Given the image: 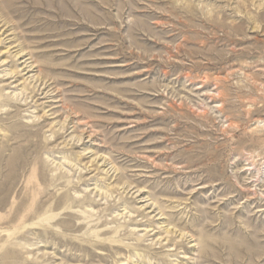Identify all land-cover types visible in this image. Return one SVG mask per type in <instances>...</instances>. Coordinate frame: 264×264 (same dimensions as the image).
Masks as SVG:
<instances>
[{
	"label": "rangeland",
	"instance_id": "1",
	"mask_svg": "<svg viewBox=\"0 0 264 264\" xmlns=\"http://www.w3.org/2000/svg\"><path fill=\"white\" fill-rule=\"evenodd\" d=\"M1 187L0 264H264V0H0Z\"/></svg>",
	"mask_w": 264,
	"mask_h": 264
},
{
	"label": "bare ground",
	"instance_id": "2",
	"mask_svg": "<svg viewBox=\"0 0 264 264\" xmlns=\"http://www.w3.org/2000/svg\"><path fill=\"white\" fill-rule=\"evenodd\" d=\"M23 53V52H22ZM20 54V53H19ZM26 64V63H25ZM21 156V155H20ZM18 158L20 159V157H18V156H16L14 159L15 160H18ZM22 161V160H21ZM15 162H17V161H15ZM12 163L11 162V176H8L6 179H5V184H6V187L8 188V186H10V184L12 183V181L16 178V177H14V172H16V168H15V166H16V164L17 163ZM18 162H20L19 160H18ZM23 165V164H22ZM18 167V166H17ZM44 170V169H43ZM16 175V174H15ZM42 179H43V182L44 183H49V182H51L50 181V178L48 177V175L46 174V172L45 171H42ZM10 182V183H9ZM5 184H4V186H5ZM13 187H14V185H13ZM13 187H11L10 188V190H9V192L10 193H12V191H13ZM3 190V188L1 187L0 188V191H2ZM101 191V190H100ZM69 200H71L70 198H69V196L68 195H64V196H61L60 198H58L57 200H56V202H55V206L54 207H52V208H49L50 210H49V212H48V208H47V211H45L46 210V208H45V210H44V212H45V214H47V213H53L55 210H65L66 209V202L68 201L69 202ZM7 200L5 199V200H2V202H0V207H3L2 205H4V204H6L5 202H6ZM26 203H27V198L26 199H24L23 200V202L21 203V206L19 207V208H22V207H25V205H26ZM34 204V203H33ZM32 206H35V205H32ZM46 206V204H44L42 207H40V206H38V209H36L35 208V210H34V212L33 213H27L26 215L27 216H23L24 218H27L28 216H29V214H31V215H34V214H37V213H39L40 214V212H38V211H40V209H41V211H42V213H43V209H44V207ZM27 207V206H26ZM17 213V214H16ZM15 213V215H18L19 213H20V211L18 212H16ZM54 214H52V215H46L47 217L43 220V222L42 223H44L45 224V222L46 223H50V222H52V221H54V218L56 219V215L55 216H53ZM21 216V215H20ZM71 216L72 217H74L72 214H71ZM16 217V219H17V216H15ZM33 217H35V216H33ZM76 217V216H75ZM12 221V220H11ZM17 221V220H16ZM15 222V221H14ZM44 228V227H43ZM45 229V228H44ZM49 231V230H48ZM15 252V251H14ZM16 254V253H15ZM5 255L7 256V258H10L11 257V251L10 250H8V249H6V251H5ZM125 264V263H124Z\"/></svg>",
	"mask_w": 264,
	"mask_h": 264
}]
</instances>
